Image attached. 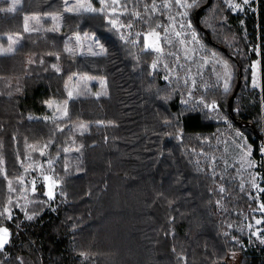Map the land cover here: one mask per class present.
Returning <instances> with one entry per match:
<instances>
[{
    "label": "trees",
    "instance_id": "1",
    "mask_svg": "<svg viewBox=\"0 0 264 264\" xmlns=\"http://www.w3.org/2000/svg\"><path fill=\"white\" fill-rule=\"evenodd\" d=\"M145 1L149 7L154 3ZM158 1L159 8L166 3ZM207 1L198 2L195 24L208 44L220 47L234 60L238 77L249 78L253 60L260 59L261 89L241 87L236 95L240 101L234 102L240 108L235 111L234 107V114L229 100L237 84L226 94L211 77L212 88L197 87L187 94L190 81L186 74L192 72L178 67L189 63L177 56V42L165 44L172 53L166 56L171 69L181 75L176 74L184 84L182 95L179 89L175 91L174 81L170 85L157 78L160 72L151 77L148 61L152 57L144 52L137 60L99 12H65L63 31L26 32L17 51L0 56V137L12 147L25 134L49 136L51 124L35 117L47 110L46 100L66 95L65 80L71 73L106 76L110 91L71 102L88 118L108 124H95L93 131L81 135L94 157L89 171L72 177L82 182L72 187L67 181L69 195L78 198H68L67 203L58 197L22 222V229L8 223L12 238L0 252L2 263L26 264L29 258L31 264H264V249L251 253L240 245L248 232L238 228L239 221L247 209L257 205L247 194L248 188L237 178L226 179L233 189L228 196L231 207L218 212L212 205L217 193L210 192V174L193 163V148L208 150L203 136L213 138L226 127L205 105L214 99L222 103L235 127L248 132L255 157H264V134L254 128L264 116V0H250L242 12L230 7L231 0H212L201 10L198 23L197 10ZM52 11L64 12L63 0H24L16 12L0 13V34L25 31V13ZM161 21L162 13L151 12V27H159ZM73 26L97 34L107 52L92 57L66 52L64 38ZM149 28L147 24L143 27ZM171 74L173 80L175 74ZM200 97L204 101H195ZM181 98L193 103L185 107ZM40 190L36 196L47 199L44 185ZM121 194H128L129 199ZM104 199L111 206L110 213L103 209ZM101 243L122 249L124 255L109 254ZM83 252L91 254L88 261Z\"/></svg>",
    "mask_w": 264,
    "mask_h": 264
},
{
    "label": "rangeland",
    "instance_id": "2",
    "mask_svg": "<svg viewBox=\"0 0 264 264\" xmlns=\"http://www.w3.org/2000/svg\"><path fill=\"white\" fill-rule=\"evenodd\" d=\"M200 0H187L188 4L193 6L190 8L181 7L175 3V0H171V7H158L160 1L154 0L156 5V10L153 11L151 7H148V11H145V6L149 4L145 0H106L109 5L104 12H99L109 24L110 28L115 30L120 37L128 43V46L132 53L135 54V58L138 60L139 54L147 52L148 56L152 59L148 61L149 73L153 77L155 72H160L157 78L161 81H165L167 84L176 83V90L181 91L184 94V90L180 89V86H184L182 81L176 77L180 75L176 71H173L169 65V59L166 57L168 54L167 47L165 44L175 43L178 45L177 56H180L189 65H179L178 68L184 70H190L192 73L190 75L186 74L187 80L190 81L189 88L190 91H186L187 94H192L195 92L197 87L202 89L212 88L211 81L212 78L216 79V84L221 85L223 88V93L230 94L233 92L236 84H238L239 77L237 71V65L234 60L228 56L227 53L218 47L208 44L206 40V35L203 31L198 28L195 24L194 16L195 11L198 7V2ZM233 5L239 4L240 7H233L236 12H242L246 5L242 4L241 0H231ZM12 0H0V8H6ZM169 2V0H165ZM250 2V0H249ZM24 3V0H20L17 9L20 8ZM78 3H83L85 5L91 4L94 8H101L102 5L98 0H69L67 5L64 4V9L66 7H72ZM113 9L115 11H113ZM16 12V11H15ZM64 12H47V13H37L29 12L25 13V17L29 19L24 20L25 26L29 29H34L27 31L28 33L33 31L40 32H50L52 29L59 26L57 32H61L64 29L65 19ZM139 12L143 19L136 17L133 13ZM151 12L162 13V21L159 27H151ZM187 12V16L182 15V13ZM71 14H80L85 12H68ZM95 13V12H86ZM52 16H57L59 19L53 20ZM32 17H38V20L32 19ZM170 17L174 19H170ZM110 19H117L118 27H113L109 22ZM132 24V27H119V25ZM147 24L149 29H143L144 25ZM183 25V26H182ZM26 31H19L17 33L11 34H0V51L9 46L12 41H16L13 45L14 51L10 54H0V56L11 55L23 44V36ZM139 33V35H137ZM150 33H152L150 35ZM159 34V37L155 35ZM176 33H180L179 36ZM193 33L195 34V39H193ZM78 37V39H77ZM11 38V39H9ZM155 45L162 49V51L157 52L153 49H147L146 45ZM72 49L71 52L66 51V49ZM64 49L66 52L74 56H86L92 57L96 55H102L107 52V46L102 42L100 37L93 32L79 31L77 26H73L71 31L66 32L64 38ZM95 53V54H93ZM153 53V55H152ZM182 61V60H179ZM156 63V68H153V63ZM140 63V61L138 62ZM227 65V73L225 75V67ZM56 68L61 71V66L59 64L55 65ZM177 69V68H176ZM174 72L175 77L172 80V74ZM181 76V75H180ZM189 76V77H187ZM212 77V78H211ZM71 78V79H70ZM261 65L260 59L257 58L252 62V72L248 77L242 78V84L240 86L248 91L261 89ZM225 83L228 87L225 90ZM159 88V87H158ZM66 95L62 97H52L46 100L47 110L41 115L35 118L48 117L49 119H44L51 124L50 132L48 137H43L41 135L32 133L19 136L18 139L14 140V147L6 140L5 137H0V212H3L5 207L9 208L11 213V218H9L8 213L0 216V227H7V224H14L18 229H22V222L29 219V216L37 215L45 205H50L51 201H57V198L62 196L64 202H69L68 198L73 197L76 200L78 197L74 193L69 195V190L67 187V181L72 183V187H75L80 182L81 179H74L72 177L81 175L80 173L84 170H90L93 160V154L90 150V145L85 143V139L81 138L82 134L93 131L95 129V124L106 126L107 122L88 118L85 114L81 113L72 105V100L77 98L86 97L87 95H92L96 97L105 96L109 91L108 78L103 75H95L90 72L76 71L71 73L66 77L65 80ZM72 91L74 96L72 99L68 98V92ZM99 93H106L104 95H97ZM184 101V106H188V102L193 103V101L181 98ZM240 101L239 97L236 96L234 102ZM53 102L52 106L49 107L48 102ZM67 101L68 116L62 120H56L55 123L52 121V117L62 115V112L57 111V108L63 105V102ZM195 101H204L198 98ZM205 103V102H204ZM215 104V107H207L211 115L216 117L219 121L225 124V128L221 131L214 133V137H209V135H204L202 143H206L208 150L197 151L193 148L195 152L193 163H197L201 170L206 169L210 174L213 186L210 187V192L214 193L216 190V196L212 205L217 208V211L227 210L228 207V196L233 193V189L228 185L226 179L237 178L239 184L243 188H248L250 195L253 199L257 201L256 207L249 208L246 210L245 216L239 221L241 225L238 227L240 230L245 229L248 232L247 240L240 242L241 247L245 250H249L251 253L254 250L262 251L264 249V237L260 234L263 230V217L259 213L260 205L262 204V197L257 191L256 187L261 180L260 175V162L254 155L253 146L248 141V132L235 127L230 121L231 118L224 113L223 105L219 100L206 101L205 105ZM264 105V103H263ZM235 111L240 108V103L235 106ZM236 118V116L234 115ZM81 125H85L86 128H81ZM224 126L222 125V128ZM58 128L64 129L63 131H58ZM264 134V116L262 115L261 121H259V127L256 128ZM58 133L60 137L55 136ZM183 132L181 131L180 134ZM16 136V135H15ZM51 141V144H49ZM88 143H90L88 141ZM48 144V147L45 145ZM32 146V147H30ZM64 149H69V151H64ZM77 149H79L77 151ZM43 150V155L40 154ZM263 150V148H262ZM264 151V150H263ZM262 151V152H263ZM100 154V149L98 150ZM108 150H106V153ZM247 153L246 159L242 158ZM199 155V156H198ZM30 157V159H29ZM251 164V166H249ZM28 165H31L28 168ZM27 168V171H25ZM232 169L235 171L234 175L229 172ZM51 177L56 181L57 186L55 187V198L49 199L46 193L48 192L49 181L45 180L44 177ZM22 177L23 182L17 183V179ZM236 179V180H237ZM9 182H11V190L9 187ZM33 182L35 185V191H32ZM45 187V196H36L39 193L40 186ZM3 186L6 190H2ZM220 188L224 191L221 192ZM73 191V190H72ZM114 191L112 193L113 195ZM123 195L126 199L127 196ZM11 201V203H10ZM179 202V201H178ZM54 208V206H51ZM103 209L110 213L111 206L107 205L106 199L103 202ZM68 216L71 218V214ZM260 221V223H257ZM9 229V228H8ZM99 231V230H95ZM242 231V230H241ZM10 239L12 238V231L9 229ZM226 232H229L226 229ZM93 235L91 239L95 238ZM237 239V237H233ZM101 247L108 248L112 254L122 256V249L112 248L111 245L106 243H101ZM250 253V254H251ZM108 253H106L107 255ZM83 259L88 261V257L91 254L88 252H83ZM25 257H27L25 255ZM23 261L24 258L22 257ZM93 259V258H92ZM108 259H110L108 257ZM95 261V259H93ZM33 263V262H32ZM0 264H7L2 263ZM26 264H31L29 258H26Z\"/></svg>",
    "mask_w": 264,
    "mask_h": 264
},
{
    "label": "snow or ice",
    "instance_id": "3",
    "mask_svg": "<svg viewBox=\"0 0 264 264\" xmlns=\"http://www.w3.org/2000/svg\"><path fill=\"white\" fill-rule=\"evenodd\" d=\"M63 2H64L65 5H67L69 3V0H63ZM98 2L102 5V7L99 8V9L92 7L90 3L87 4V5H85L83 3H78V4H76V5L72 6V7H66L64 9V11H66V12H73V11H75L77 13L82 12V11L83 12H104L105 9L109 7V5L106 3V0H98ZM114 2H115V0H114ZM241 2H242V4L247 5L249 3V0H241ZM19 3H20V0H12V2L9 4L8 7H6V8H0V13H14L17 10V6L19 5ZM175 3L177 5H180L181 7H185V8H190V7L193 6L192 4H188L187 3V0H175ZM171 6H172L171 5V0H169V2H167V3H165L163 5V7H171ZM148 7L149 6H145V11H148ZM150 7H151V9L153 11L156 10L155 3H153ZM230 7L239 8L240 5L239 4L230 5ZM113 11H115V10L113 9ZM133 15H135L136 17H139V18L143 19V17L141 16V14L139 12L133 13ZM182 15L187 16V12L182 13ZM28 19H29L28 17H25V21H27ZM32 19L38 20L39 18L38 17H32ZM51 19L57 20V19H59V17L52 16ZM170 19H174V18L170 17ZM109 22L113 25V27H118V21H117V19H110ZM119 27H129L130 28V27H132V24L131 23H129L128 25H122L121 24V25H119ZM24 30L27 32V31H31V30H34V29H29L27 27V25H26ZM49 30L50 31H58L59 30V26L57 25L56 27H54L52 29H49ZM151 34L152 33H150V35ZM137 35H139V33ZM155 35L157 36V38L159 37V34L158 33H155ZM176 35L179 36L180 33H176ZM9 39H11V38H9ZM77 39H78V37H77ZM193 39H195V34L194 33H193ZM15 43H16V41H12V43H10L7 48L2 49V51H0V54H10V53H12L14 51L13 45ZM147 49H153V50H155L157 52L162 51L161 48H159L158 46L152 45V44L146 45V50ZM66 51L71 52L72 49L68 48V49H66ZM93 54H95V53H93ZM156 66H157V64L154 62L153 65H152V67L153 68H156ZM53 67H55V66H53ZM224 67H225V70H226L225 75L227 76L228 75V73H227V65L225 64ZM57 71H59L58 68H57ZM227 87H228V85H227V83H225V90H227ZM104 94H106V93H99L97 95H104ZM73 96H74L73 92L72 91H69L68 92V98L69 99H72ZM52 103L53 102H51V101L48 102L49 107L52 106ZM206 107H212V108H214L215 107V104L206 105ZM57 111L62 112V115L52 117L51 119H52L53 123H55L56 120H62L65 117L68 116L67 101H64L63 102V105L57 108ZM43 119H49V118L48 117H44ZM80 127L81 128H86L85 125H81ZM57 130L58 131H63L64 129L58 128ZM49 144H51V141H49ZM30 147H32V146H30ZM45 147H48V144H46ZM78 150L79 149H77V151ZM64 151H69V149H64ZM40 154L41 155L44 154L43 153V150H41ZM246 156H247V153H245V156L242 158V160H245L246 159ZM29 159H30V157H29ZM249 166H251V164H249ZM30 167H31V165H28V168H30ZM25 171H27V168H25ZM44 179L49 181L48 192L46 193V195L48 196L49 199H54L55 198V191H54V189L57 186V183H56L55 180H53L51 177H48V176H45ZM22 182H23V178L22 177H20V178L17 179V183H22ZM9 187L11 189V182H9ZM253 187H257V186L255 184H253ZM11 190L14 191V189H11ZM32 191H35L34 182H33ZM220 191L223 192L224 189L223 188H220ZM262 191H264V190H262ZM10 203H11V201H10ZM260 209L261 210H264V204H261L260 205ZM4 213H8L9 218H11V213H10L9 208L5 207L3 209V212H0V216L4 215ZM28 218L29 219H32L31 216H29ZM257 223H260V221H257ZM10 235L11 234H10L9 229L7 227H0V252H2V250H4L6 248V246L9 244V242H10Z\"/></svg>",
    "mask_w": 264,
    "mask_h": 264
},
{
    "label": "built area",
    "instance_id": "4",
    "mask_svg": "<svg viewBox=\"0 0 264 264\" xmlns=\"http://www.w3.org/2000/svg\"><path fill=\"white\" fill-rule=\"evenodd\" d=\"M263 150H264V146H263ZM262 150V151H263ZM263 156H264V151L262 152ZM259 160V159H258ZM260 162V175H261V180L259 182V184H257V191L260 193L261 197H262V204H264V157L261 158V160H259ZM259 213L261 214V216L263 217V221H262V225H263V230L262 232H260V234L264 237V210L259 209Z\"/></svg>",
    "mask_w": 264,
    "mask_h": 264
},
{
    "label": "water",
    "instance_id": "5",
    "mask_svg": "<svg viewBox=\"0 0 264 264\" xmlns=\"http://www.w3.org/2000/svg\"><path fill=\"white\" fill-rule=\"evenodd\" d=\"M211 2H212V0H208L204 5H202L201 7L198 8V10H197V21H198V23L200 22V12H201V10L203 8L209 6ZM241 76H242V74H241ZM241 76H240L238 84H237V86H236V88H235V90H234V92H233V94H232V96L230 97V100H229L230 111L233 114H234V107H233L234 100H235L236 95H237V93H238V91L240 89V86L242 84V77Z\"/></svg>",
    "mask_w": 264,
    "mask_h": 264
}]
</instances>
